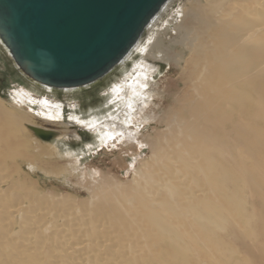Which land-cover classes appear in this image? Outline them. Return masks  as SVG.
Wrapping results in <instances>:
<instances>
[{
  "label": "bare ground",
  "instance_id": "6f19581e",
  "mask_svg": "<svg viewBox=\"0 0 264 264\" xmlns=\"http://www.w3.org/2000/svg\"><path fill=\"white\" fill-rule=\"evenodd\" d=\"M184 14L186 80L173 103L144 105L139 86L152 69L144 59L114 91L132 122L162 128L155 139L135 134L150 155L126 183L101 177L88 199L42 192L22 166L46 174L51 166L28 153L26 127L78 136L53 127L58 103L42 99V121L0 100V264H236L229 241L218 239L229 231L264 257V227L246 209L247 199L264 205V0H189ZM120 126L90 124L107 128V142L132 135Z\"/></svg>",
  "mask_w": 264,
  "mask_h": 264
},
{
  "label": "rangeland",
  "instance_id": "374dc122",
  "mask_svg": "<svg viewBox=\"0 0 264 264\" xmlns=\"http://www.w3.org/2000/svg\"><path fill=\"white\" fill-rule=\"evenodd\" d=\"M188 6L189 0H171L152 23L137 49L117 71L103 82L78 92L59 94L30 84L17 72L0 48L2 106L12 111L14 115L29 116L28 118L44 121L46 119L41 116V113H47V111L41 107L42 99L58 103L62 105L61 113L50 119V122L54 124L53 127L73 131L78 136L76 139L52 137L51 140L44 141L38 137L37 131L26 127L27 132L24 138L29 140L31 148L28 149V153H39L41 161L51 166L48 168L49 174L36 168L22 166V171L32 180L35 187L44 193L59 197L68 195L74 199H88V185L98 182L101 177L119 183L131 180L132 172L139 168L141 162L146 161L150 155L147 146L139 147L135 142V134L138 139L141 137L155 139L157 132L162 128L156 127L149 118L144 119L143 122H132L129 116L123 114L126 108L125 102L114 99V91L119 85L124 84L123 80L126 77H129L127 83L134 80L138 74L137 66L144 59L146 63H151L150 68H152L145 79H142L144 84L139 86L144 105L147 107L149 102L154 109H160L165 103H173L175 95L183 89L186 80L183 66L189 53L187 45L181 41L183 33L180 27L185 16L184 11ZM173 58H179V63H174ZM164 91L165 94H163ZM24 92L28 96L22 95ZM29 96L34 99H29ZM135 102L136 99H133L132 103ZM129 106L130 103H128ZM146 107L142 108V113L147 110ZM94 121L99 124L105 121L116 122L129 134L132 132V137H122L121 141H114L108 137V142L104 141L102 136L108 135L107 128L101 131L91 130L90 124ZM57 168L65 169V172L62 171L58 175L52 174ZM250 200L247 199V211L255 209L256 226L264 227V205L259 204V201ZM220 235L218 239L229 241L230 247L226 250L232 253L234 261H239L236 264H264V257L262 259L257 257L254 250L247 248V245L245 246L242 239L233 231ZM190 255L189 257H192Z\"/></svg>",
  "mask_w": 264,
  "mask_h": 264
},
{
  "label": "water",
  "instance_id": "95a60500",
  "mask_svg": "<svg viewBox=\"0 0 264 264\" xmlns=\"http://www.w3.org/2000/svg\"><path fill=\"white\" fill-rule=\"evenodd\" d=\"M170 1L0 0V48L30 84L82 91L126 62Z\"/></svg>",
  "mask_w": 264,
  "mask_h": 264
}]
</instances>
